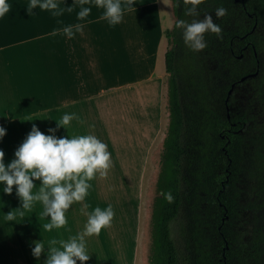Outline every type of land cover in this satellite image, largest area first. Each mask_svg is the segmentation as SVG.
Returning <instances> with one entry per match:
<instances>
[{
    "label": "trees",
    "instance_id": "1",
    "mask_svg": "<svg viewBox=\"0 0 264 264\" xmlns=\"http://www.w3.org/2000/svg\"><path fill=\"white\" fill-rule=\"evenodd\" d=\"M171 3L175 21L165 31L169 121L149 264H264V123L230 93L233 83L258 71L244 86L246 95L249 86L254 90L248 100L264 107V0H204L196 17L184 14L182 0ZM219 7L226 13L216 17ZM205 15L221 32H205L207 46L193 51L175 22ZM165 191L174 197L171 204Z\"/></svg>",
    "mask_w": 264,
    "mask_h": 264
},
{
    "label": "crops",
    "instance_id": "2",
    "mask_svg": "<svg viewBox=\"0 0 264 264\" xmlns=\"http://www.w3.org/2000/svg\"><path fill=\"white\" fill-rule=\"evenodd\" d=\"M8 2L11 10L0 19V126L38 117V128L47 134V123L41 122V116L50 109L57 111L58 119L65 112L88 116L93 108L87 107V103L106 88L158 82L161 100L153 138L159 136L160 126L168 117L163 102L169 76L165 64V31L168 28L164 25L162 12L164 0H134V8L127 11L115 27H109L106 21L99 19L103 10L93 7L87 18L89 22H85L83 31L73 39L59 34L53 36L52 31L63 26L57 19L63 24L76 23L75 11L57 18L47 11L33 9L35 14L29 16L25 10L28 0ZM72 3L73 0H63L64 7ZM47 82H53L51 106H48L45 94ZM80 105H84L83 114L79 111ZM55 135L66 137L76 133L61 127ZM34 183L35 192L39 189V181ZM39 210L38 240L42 239L46 247L49 241L67 240L81 232L86 223L76 224L66 211L67 224L63 228L45 231L42 225L49 219L41 216L42 204ZM125 226L126 223L112 221L99 235L86 237L89 260L85 264H138L140 223L137 222L130 241ZM33 246L30 244V255L25 259L29 264L35 262L31 253ZM55 246L59 247V244ZM45 259L46 255L42 253L38 264H44Z\"/></svg>",
    "mask_w": 264,
    "mask_h": 264
},
{
    "label": "rangeland",
    "instance_id": "3",
    "mask_svg": "<svg viewBox=\"0 0 264 264\" xmlns=\"http://www.w3.org/2000/svg\"><path fill=\"white\" fill-rule=\"evenodd\" d=\"M162 12L165 27L172 28L175 17L171 0H164ZM262 58L264 60V51ZM157 83L139 82L131 87L106 88L103 93L94 95L89 100L90 103H87V107L93 108L88 116L83 114L84 105L79 106L86 124L80 125L72 121L68 127L69 132L76 135L91 133L106 143L111 153L112 166L106 177H99L97 174V182H92V189L85 201L70 206L66 215L72 217L73 222L78 224L87 221V213L95 206L104 208L111 204L115 212L112 221L116 224L126 223L128 241L135 233L136 224L139 222L142 235L138 264H149L150 261L151 216L153 203L158 194L156 187L161 151L169 120L166 88L163 102L168 117L160 126L159 136L154 139L159 99L161 100ZM52 85L53 82L46 84L48 106L53 105L50 102L53 94ZM166 85L167 82L165 87ZM248 92L243 101L237 96L235 104L247 110L256 123H264L263 105L260 101H254L255 98L252 102L248 100V97L254 95L251 86ZM56 114L57 111L53 108L41 116V122L47 123V129L55 127V120H58ZM38 121V117H32L2 125L7 131L0 140V149L5 152L6 163L13 158L14 150L30 131L32 124L38 127ZM88 124L95 126L88 127ZM84 204L88 207H83ZM20 205L21 202L15 195V186L12 194L0 191V264H29L25 259L30 255V244L39 238L40 203L36 202L33 205L36 208L32 207L31 210H22ZM8 213L14 216L13 220L8 219ZM33 264H38L37 258Z\"/></svg>",
    "mask_w": 264,
    "mask_h": 264
},
{
    "label": "clouds",
    "instance_id": "4",
    "mask_svg": "<svg viewBox=\"0 0 264 264\" xmlns=\"http://www.w3.org/2000/svg\"><path fill=\"white\" fill-rule=\"evenodd\" d=\"M180 0H178V3ZM185 5V15L196 17L199 15L198 6L204 0H182ZM102 9L99 19L106 21L109 27H115L123 20L125 13L134 8V0H73L68 6H63V0H28L25 10L29 16L34 15L33 9L47 11L53 17H61L66 12L75 11L76 23L63 24L54 29L52 35H63L73 39L84 29L85 22L92 12V8ZM78 9V10H77ZM11 10L8 0H0V19ZM226 9H215L216 17L225 15ZM175 27L183 30V41L193 51H201L207 45L205 32L219 35L220 26L213 22L210 15L203 19H194L191 23L177 19ZM59 111V109H57ZM55 127L47 129L44 134L36 124H32L30 131L14 150L13 158L5 162V152L0 149V191L15 195L19 198L22 210H31L36 202L43 206L41 216L47 217L49 222L42 225L45 231L63 228L67 224L65 212L75 203L85 201L92 189L90 183L97 174L106 177L112 166L111 153L106 143L97 136L86 133L81 135H67L57 137L56 131L63 127L68 130L72 121L85 125L84 118L76 112H65L55 120ZM94 127V124H88ZM6 128L0 126V140L6 134ZM34 181H39L38 191ZM168 203L174 201L171 192H163ZM85 208L88 207L84 204ZM115 215L113 205L101 208L95 206L87 213V221L83 230L70 236L67 240L49 241L47 247L42 239L32 241V255L39 259L46 255L44 264H85L89 260L86 250V237L99 235L101 230L111 225ZM8 219L14 216L8 213ZM59 244V247L55 245Z\"/></svg>",
    "mask_w": 264,
    "mask_h": 264
},
{
    "label": "flooded vegetation",
    "instance_id": "5",
    "mask_svg": "<svg viewBox=\"0 0 264 264\" xmlns=\"http://www.w3.org/2000/svg\"><path fill=\"white\" fill-rule=\"evenodd\" d=\"M254 55L258 56V53L254 50ZM242 56V55H241ZM252 78V77H249ZM249 78H246L244 80H238L237 83L232 84V90L230 93L238 96L240 99H242L246 96L247 88L244 86V82H247Z\"/></svg>",
    "mask_w": 264,
    "mask_h": 264
},
{
    "label": "water",
    "instance_id": "6",
    "mask_svg": "<svg viewBox=\"0 0 264 264\" xmlns=\"http://www.w3.org/2000/svg\"><path fill=\"white\" fill-rule=\"evenodd\" d=\"M257 73H258V71L255 72V73H252V74H250V75H248V76H245V77L242 78V80L246 79L247 77H253V76H256Z\"/></svg>",
    "mask_w": 264,
    "mask_h": 264
}]
</instances>
